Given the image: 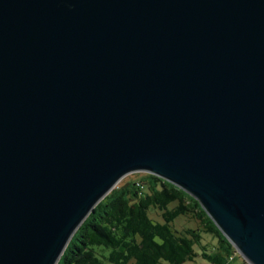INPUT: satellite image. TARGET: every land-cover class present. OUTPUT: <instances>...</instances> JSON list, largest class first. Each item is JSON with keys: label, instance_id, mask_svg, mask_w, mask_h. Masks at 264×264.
Instances as JSON below:
<instances>
[{"label": "water", "instance_id": "obj_1", "mask_svg": "<svg viewBox=\"0 0 264 264\" xmlns=\"http://www.w3.org/2000/svg\"><path fill=\"white\" fill-rule=\"evenodd\" d=\"M135 173L264 264V0H0V264H58Z\"/></svg>", "mask_w": 264, "mask_h": 264}, {"label": "trees", "instance_id": "obj_2", "mask_svg": "<svg viewBox=\"0 0 264 264\" xmlns=\"http://www.w3.org/2000/svg\"><path fill=\"white\" fill-rule=\"evenodd\" d=\"M181 217L196 227L177 229L175 221ZM235 257L195 199L147 174L115 188L95 207L58 264H186L198 258L207 264H230Z\"/></svg>", "mask_w": 264, "mask_h": 264}, {"label": "rangeland", "instance_id": "obj_3", "mask_svg": "<svg viewBox=\"0 0 264 264\" xmlns=\"http://www.w3.org/2000/svg\"><path fill=\"white\" fill-rule=\"evenodd\" d=\"M144 175H147L145 173H135V174H131L126 176L118 185L117 187H120L126 183L129 182H134L138 179H141ZM151 217L154 219H157V217L155 216L154 213H151ZM176 228L177 229H181L182 227H190V228H195L196 224L194 223V221L188 219V218H178L176 221ZM206 241L213 243L215 245V241L211 240L208 236H205ZM236 257L230 262V264H246L243 259L235 252ZM186 264H207L206 262H204L203 260H201L200 258L196 259L195 262L193 263H186Z\"/></svg>", "mask_w": 264, "mask_h": 264}]
</instances>
